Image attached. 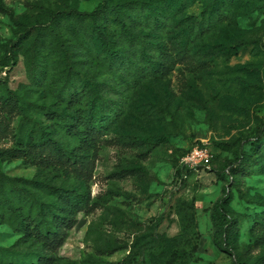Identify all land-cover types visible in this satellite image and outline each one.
Segmentation results:
<instances>
[{
	"label": "rangeland",
	"instance_id": "1",
	"mask_svg": "<svg viewBox=\"0 0 264 264\" xmlns=\"http://www.w3.org/2000/svg\"><path fill=\"white\" fill-rule=\"evenodd\" d=\"M0 2L4 4L0 6V82L16 90L31 82L25 57L19 56L9 66L2 64V57L11 40L29 28L26 20L40 17L37 3L66 12H91L100 0ZM210 2L188 4L172 20L173 30L163 33L166 44H179L187 22L201 21ZM240 5L229 16H220L218 26L196 42L191 62L197 68L177 63L164 79L132 87L106 70L101 52L94 48L96 53L84 67L107 82L104 91L124 105V113L103 137L88 182L14 156L10 151L20 143L12 134L0 139L2 172L23 179V186L29 187L27 179L80 188L94 203L89 210L77 212L76 225L68 229L54 264H163L179 250L193 253L195 259L188 264H264V232L260 230L264 225V152L251 173L227 170L234 159L231 145L264 129V2ZM202 62H206L204 69ZM57 73L52 64L45 86L34 88L33 97L39 103L55 99L52 88ZM31 114L51 127L43 109ZM3 119L14 131L23 120L20 113L9 114L0 107ZM34 119L23 121L33 126ZM59 137L74 144L70 138ZM204 143L214 154L211 167L179 174L188 151ZM228 194L237 232L225 244L215 235L211 214L215 202ZM189 215L195 222L191 230H185ZM21 236L0 216V246L27 252L31 242H19Z\"/></svg>",
	"mask_w": 264,
	"mask_h": 264
},
{
	"label": "trees",
	"instance_id": "2",
	"mask_svg": "<svg viewBox=\"0 0 264 264\" xmlns=\"http://www.w3.org/2000/svg\"><path fill=\"white\" fill-rule=\"evenodd\" d=\"M196 1L199 0H100L91 12H66L38 2L40 17L32 22L26 20L29 28L11 40L2 57L6 66L19 56L25 57L30 86L13 90L0 82V107L9 114L20 113L23 120L34 119L31 111L43 109L52 125L34 119L31 126L22 120L14 131L3 119L0 139L12 134L20 143L18 149L10 151L14 156L88 182L103 137L124 113V105L104 91L107 82L84 67L96 53L94 48L101 52L106 70L132 87L146 80L166 78L177 63L197 68L191 62L196 42L218 26L220 16H229L235 6L252 0H211L201 21L187 22L180 43L167 45L163 33L172 31V20ZM0 6L4 4L0 2ZM52 64L58 70V80L52 88L55 99L41 104L33 97L34 88L45 86ZM200 66L205 67L206 62ZM59 136L70 138L74 144ZM231 149L234 159L227 166L229 173H251L264 152V129L254 138L231 145ZM183 172L189 175L193 170L183 166L179 174ZM22 180L0 170V216L22 234L19 242L30 241V247L24 252L15 246H0V264H54L68 229L76 225L77 212L89 210L94 203L77 187L25 179L28 187ZM33 182L36 186H32ZM229 199L228 194L217 200L211 214L215 235L225 244L237 232ZM194 222L193 215L187 216L184 229L191 230ZM260 230L264 232V225ZM194 259L192 252L179 250L163 264H188Z\"/></svg>",
	"mask_w": 264,
	"mask_h": 264
},
{
	"label": "built area",
	"instance_id": "3",
	"mask_svg": "<svg viewBox=\"0 0 264 264\" xmlns=\"http://www.w3.org/2000/svg\"><path fill=\"white\" fill-rule=\"evenodd\" d=\"M214 154L208 143L194 146L183 158V166L187 169L197 171L201 168H210L213 163Z\"/></svg>",
	"mask_w": 264,
	"mask_h": 264
}]
</instances>
